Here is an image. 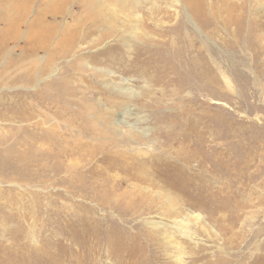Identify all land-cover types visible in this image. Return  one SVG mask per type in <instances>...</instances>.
I'll list each match as a JSON object with an SVG mask.
<instances>
[{"label":"rangeland","instance_id":"obj_1","mask_svg":"<svg viewBox=\"0 0 264 264\" xmlns=\"http://www.w3.org/2000/svg\"><path fill=\"white\" fill-rule=\"evenodd\" d=\"M132 1L70 0L66 4L59 0H0V19L4 15L15 17L18 8L27 5L30 11L25 20H31L39 8L45 23H56L57 32L66 23L71 27L66 34L71 33L76 20L80 39L88 44L71 60L69 68L61 62L62 68L55 75L51 68L46 72L38 69L42 81L23 84L15 79L21 74L32 75L18 71L14 62L23 41L3 40L7 47L0 60V134L2 130L27 132L19 127L21 114L5 112L3 107L11 102L34 103L31 95L39 96L47 81L82 78L88 85L101 88V75L99 78L89 71L84 62L115 72L116 84L120 76L127 77L128 84L138 93L130 99L135 102L136 114L130 120L141 118L136 126L149 133L143 141H153V152L144 158L158 159L168 168L181 167L185 164L182 159L193 158L199 166H190V173L201 175V187L186 186L190 190H184L187 195H198L202 202L198 208L189 209L191 203L184 198L177 216V222L195 230L204 241L206 250L200 249V253L204 251L206 258H197L194 264H215L212 254L223 255L221 259L228 264H249L252 257L245 247L264 249V0H155L157 8L153 7V11L149 10L150 0H139L141 4L136 7H132ZM82 2L83 7H79ZM55 7L63 9V14L53 19L49 13ZM129 11L139 15L137 24L133 23L136 15L131 14L128 20L117 14ZM113 53L119 55L120 63L110 57ZM130 60L135 62L128 70L125 63ZM140 63L148 66L147 75L136 69ZM42 64L46 60L38 65ZM90 73L96 81L87 76ZM75 84L79 82L75 80ZM112 93L109 90L104 96L110 98ZM20 111L26 112L23 116L29 115L28 110ZM7 145L4 140L0 149ZM205 159L208 162L202 168L201 161ZM154 163L155 171H159L161 165ZM148 169L151 172L152 168ZM28 170L33 177L30 166ZM164 174L155 172L154 181L171 185ZM89 182L95 186L98 181ZM162 186L152 189L161 191L162 197L150 190H137L144 197V206L151 207H141L138 214L126 212L111 217L120 219L121 237L129 245L136 244L142 251L139 261L145 264H174L179 258L163 235L173 232L178 237L175 228L153 229L146 225L149 221L173 222L168 205L164 211L161 208L170 189ZM40 187L44 191H39ZM55 189L49 190L48 182L38 187L0 174V264H46L44 256L49 246L68 243L61 236L59 225L64 217V226L74 221L71 212L66 216L62 211L72 203L60 188ZM99 214L96 212L100 218ZM194 214H200L202 219L194 222ZM218 231L221 240L212 238ZM234 234L243 237V245ZM183 240L185 249L192 250L189 242ZM213 243L224 248L232 244L233 251L212 250ZM91 249L94 254L87 260L90 264L138 261L115 257L104 243L91 245ZM196 254L182 255L180 260L193 264L191 258Z\"/></svg>","mask_w":264,"mask_h":264},{"label":"bare ground","instance_id":"obj_2","mask_svg":"<svg viewBox=\"0 0 264 264\" xmlns=\"http://www.w3.org/2000/svg\"><path fill=\"white\" fill-rule=\"evenodd\" d=\"M69 1L59 0L60 3L65 2L66 4ZM140 1H132V7L141 4ZM100 2L106 3V0H100ZM155 2V0H150V11H153V7L157 8ZM78 5L83 7L84 2ZM62 10L60 7L52 8L49 15L55 19V16L63 14ZM29 11L30 7L23 5L18 8L15 17L4 15V18L0 19L2 25L0 41L8 38L23 41L17 61H14L18 71L25 70L32 73L29 76L16 74L19 76L15 81L23 84L42 81L41 75L37 73L38 69L41 72H46L51 68L55 75L62 68L61 62L65 63L64 67L69 68L71 60L76 58L79 50L88 45L87 41L80 39L77 32L79 25L76 20L72 32L66 34L67 30L71 28L69 25L63 23L61 30L57 32L55 30L56 23L54 21L45 23V15L40 14L39 8L36 10L37 17L26 21L25 17ZM117 14L128 20H130L131 14H134L136 16L133 23H138L139 15L135 11ZM6 47L7 44L3 41L0 45V60ZM66 55L70 60L64 59ZM110 57L118 63L121 61L119 55L115 53L110 54ZM44 60H46V64L38 65ZM80 61L86 60L81 59ZM133 63L131 60L127 61L125 67L128 69ZM75 66L79 69L78 64ZM84 66L89 71L96 73L99 78L101 75V88L97 89L88 85L82 78L75 79L79 82L76 85L75 80L62 77L55 82H45L39 96L32 94L34 103L28 105L22 101L11 102L3 107L5 112L21 114L18 116L19 127L26 128L27 132L2 130L0 144L6 140L8 145L6 149H0L1 176L6 178L14 176V178L26 180L28 184L38 187L48 182L49 190L54 191L57 186L72 203L66 205L62 211L66 216L68 212H71L74 221L67 223L68 226H64L66 219L64 217L59 225L60 234L68 243L49 246L44 261L46 264H64V262L66 264H81L84 260L87 262L91 254H94L91 245L98 247L100 243H104L115 257L124 256L129 260L138 259V261H128L126 264H145L143 261H139L142 259V251L136 244L129 245L126 238L121 237L122 230L118 226L120 219L111 217H120L126 212L138 214L141 207H151L150 204L144 206V197L137 193V190L153 192L152 189L163 187L162 184H164L170 189L168 195H164V203L161 208L164 211L165 205H168V212L172 214L170 218H173L171 219L173 222L149 221L146 225L153 229L175 228L178 237H175L173 232L163 233L178 252L179 258L174 264H184L180 260L182 255L192 257L196 253L198 256L191 258V261L193 264L197 263V258L201 260L205 257L204 251L200 253V249L206 250L203 248L204 241L195 230L177 222V216L182 211L181 207L185 201L184 198L191 203L188 206L189 209L198 208L197 204L202 202V198H199L198 195H187L184 190L197 189L200 186L201 175L190 173L191 168H199L197 161L193 158H188L187 161L182 159L185 164H182L181 167L168 168L159 163L158 159L144 158L145 155L153 152L151 149L154 146L152 139L143 141L149 136V133L147 134L144 129H139L136 126L141 122V118L138 120L137 117H134L132 122L130 120L132 115L136 116L133 112L135 102L130 99L138 95L128 84L130 80L120 76L119 83L116 84L114 81L115 72L89 66L86 62H84ZM136 69H139L141 74L147 75L148 66L141 64ZM87 76L96 81L93 73ZM80 84L81 87H79ZM109 90L113 92V96L106 98L104 95ZM19 107L28 110L29 115L23 116L22 114L26 112L21 113ZM143 149L146 151H142ZM154 162L161 165L158 167L159 171H155ZM207 162L208 159L201 161L202 168ZM29 166L32 168L33 177L29 176ZM148 168H152L151 172ZM155 172L167 174L171 185L165 182H162L161 185L156 183L154 181ZM90 179L98 181L95 186H91ZM38 190L44 191L41 187ZM153 193L158 197L163 196L159 190ZM96 212L98 214L100 212V218ZM54 215L55 213L52 216ZM193 217L194 222L202 219L200 214H194ZM235 219L237 220V218ZM230 230L233 231V228L231 227ZM235 236L234 238L239 240V244L243 245V237ZM212 238H221V233L218 231ZM181 239L189 242L193 251H187ZM231 245L224 248L222 245L214 244L212 250L216 249L223 253L232 248L233 251ZM245 248L246 253L252 257L249 264H264V255L261 254L264 251L262 247L249 248L246 246ZM211 257L213 259L215 257V264H228L221 259L224 257L223 255L212 254ZM89 261L87 264L92 263Z\"/></svg>","mask_w":264,"mask_h":264}]
</instances>
